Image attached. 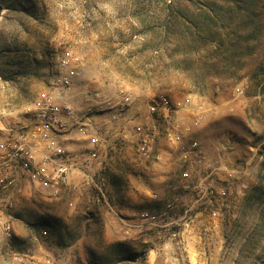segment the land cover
<instances>
[{"label": "rangeland", "instance_id": "374dc122", "mask_svg": "<svg viewBox=\"0 0 264 264\" xmlns=\"http://www.w3.org/2000/svg\"><path fill=\"white\" fill-rule=\"evenodd\" d=\"M207 3L0 0L3 124L30 125L35 99L51 88V54L69 52L78 74L65 101L105 138L100 159L58 199L25 188L12 242L0 236V264H90L102 241L131 243L145 264H264V30L237 66L221 61L227 44L174 18H193ZM161 94L194 102L179 114L182 140L159 137L147 159L135 127L150 121ZM54 218L79 238L47 239L42 222Z\"/></svg>", "mask_w": 264, "mask_h": 264}, {"label": "built area", "instance_id": "2783aa9c", "mask_svg": "<svg viewBox=\"0 0 264 264\" xmlns=\"http://www.w3.org/2000/svg\"><path fill=\"white\" fill-rule=\"evenodd\" d=\"M48 65L51 88L35 99L30 125L10 128L0 120V236L6 246L14 238V209L25 188L40 189L58 199L72 176L100 159L104 146L105 138L95 131L91 117L79 119L75 108L65 101L78 74L77 59L69 52L55 53ZM193 102L190 97L173 102L167 95L156 96L148 106L150 121L135 127L138 154L150 158L161 136L180 142L185 125L179 114ZM197 106L202 110L203 105ZM72 141L82 142L83 151L70 150L66 143ZM197 147V143L192 144L194 150ZM143 219L154 222L156 216L145 213ZM32 264L54 261L33 258Z\"/></svg>", "mask_w": 264, "mask_h": 264}, {"label": "trees", "instance_id": "16d2710c", "mask_svg": "<svg viewBox=\"0 0 264 264\" xmlns=\"http://www.w3.org/2000/svg\"><path fill=\"white\" fill-rule=\"evenodd\" d=\"M204 8L193 18L180 12H176L174 18L190 19L194 28L204 27L208 39H220V49L227 44L220 60L237 66L243 57L253 53V43L264 30V0H208ZM224 37L228 38V41ZM259 69V75L262 77L260 81L263 82L264 66ZM262 91L264 93V85ZM257 190L256 187L252 192L256 193ZM42 226L45 228L43 233L47 239L57 237L66 245L72 244L80 236L79 229L68 230V226L60 219L44 220ZM101 245L105 252L99 254L91 249L90 264H145V253L137 251L131 243L102 241Z\"/></svg>", "mask_w": 264, "mask_h": 264}, {"label": "crops", "instance_id": "0c3cea01", "mask_svg": "<svg viewBox=\"0 0 264 264\" xmlns=\"http://www.w3.org/2000/svg\"><path fill=\"white\" fill-rule=\"evenodd\" d=\"M78 142V141H76ZM75 141L73 142H68V144L66 143L67 147L70 148V150H74V151H83L84 149V144H82V142H79L78 144H82V145H78Z\"/></svg>", "mask_w": 264, "mask_h": 264}]
</instances>
